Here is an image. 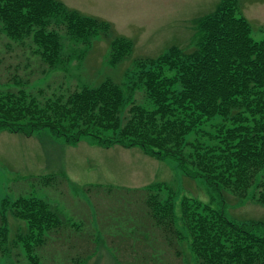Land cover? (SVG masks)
Instances as JSON below:
<instances>
[{"label": "trees", "instance_id": "1", "mask_svg": "<svg viewBox=\"0 0 264 264\" xmlns=\"http://www.w3.org/2000/svg\"><path fill=\"white\" fill-rule=\"evenodd\" d=\"M239 5L240 0H220L215 10L197 18L200 37L189 54L172 46L139 62L130 90L105 80L42 103L22 88L0 92V131L27 137L48 129L70 146L90 138L102 148L136 147L158 161L174 159L185 176L203 179L220 193L244 200L253 187L252 199L264 208V39L253 40ZM112 34L109 22L58 0H0V35L30 48L44 66L42 76L66 68L65 39L82 44L83 53L95 39H111L112 62L122 60L132 43ZM2 62L0 53V69ZM27 83L14 78L10 85ZM136 88L151 107L132 100ZM191 134L194 139L187 141ZM162 186L146 187L143 198L160 243L177 247L187 237L195 264H264V236L253 231L259 222L239 224L209 204L184 198V237L175 225L172 196L162 199L158 192ZM11 213L25 221V229L8 237L1 214L0 252L10 256L11 247L21 244L37 264L46 232L61 229L64 221L49 203L34 198L17 199Z\"/></svg>", "mask_w": 264, "mask_h": 264}, {"label": "rangeland", "instance_id": "2", "mask_svg": "<svg viewBox=\"0 0 264 264\" xmlns=\"http://www.w3.org/2000/svg\"><path fill=\"white\" fill-rule=\"evenodd\" d=\"M58 1L80 14L109 22L112 38L132 43L130 53L113 63L111 39H95L85 53L82 44L65 39L64 55L69 57L66 68L42 76L44 66L30 48L0 35V92L22 88L42 103L82 87H97L105 80L130 90L139 62L154 60L172 46H178L185 54L195 49L200 37L197 20L215 10L220 2ZM239 14L249 23L253 40L264 39V0H240ZM14 78L28 83L13 87L10 83ZM130 96L134 102L151 107L142 90L136 88ZM194 137L191 134L187 141ZM157 183L164 184L158 191L162 199L172 196L175 225L184 237L186 232L180 221L184 198L209 204L239 224L259 222L253 231L264 236V208L252 199L253 187L248 198L242 200L214 190L203 179L185 176L174 159L158 161L136 147L102 148L90 138L70 146L48 129L27 137L0 131V215L7 220L8 237L25 229V221L11 213V205L19 198L46 201L64 221L61 229L46 232L44 246L36 250L37 264H195L187 237L177 247L174 242L171 246L164 244L163 239L160 243V233L155 237L157 227L145 215L143 198L145 188ZM0 264L31 262L18 244L11 247L10 256L0 252Z\"/></svg>", "mask_w": 264, "mask_h": 264}]
</instances>
